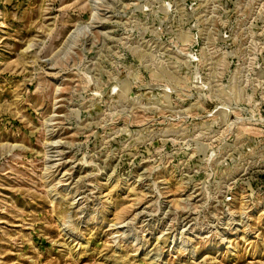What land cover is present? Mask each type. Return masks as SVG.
Returning <instances> with one entry per match:
<instances>
[{"label": "rangeland", "instance_id": "1", "mask_svg": "<svg viewBox=\"0 0 264 264\" xmlns=\"http://www.w3.org/2000/svg\"><path fill=\"white\" fill-rule=\"evenodd\" d=\"M0 264H264V0H0Z\"/></svg>", "mask_w": 264, "mask_h": 264}]
</instances>
